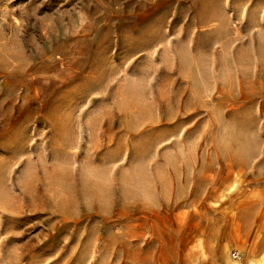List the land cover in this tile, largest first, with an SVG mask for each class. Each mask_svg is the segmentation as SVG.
I'll return each instance as SVG.
<instances>
[{
  "label": "rangeland",
  "instance_id": "1",
  "mask_svg": "<svg viewBox=\"0 0 264 264\" xmlns=\"http://www.w3.org/2000/svg\"><path fill=\"white\" fill-rule=\"evenodd\" d=\"M251 261L264 0H0V264Z\"/></svg>",
  "mask_w": 264,
  "mask_h": 264
},
{
  "label": "bare ground",
  "instance_id": "2",
  "mask_svg": "<svg viewBox=\"0 0 264 264\" xmlns=\"http://www.w3.org/2000/svg\"><path fill=\"white\" fill-rule=\"evenodd\" d=\"M239 258V257H238ZM254 262L253 261H251V264H253ZM256 263V262H255Z\"/></svg>",
  "mask_w": 264,
  "mask_h": 264
}]
</instances>
